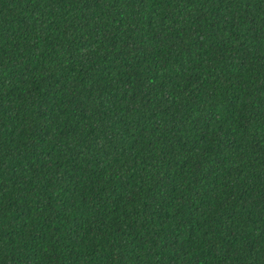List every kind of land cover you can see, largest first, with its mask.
<instances>
[{
    "label": "trees",
    "instance_id": "16d2710c",
    "mask_svg": "<svg viewBox=\"0 0 264 264\" xmlns=\"http://www.w3.org/2000/svg\"><path fill=\"white\" fill-rule=\"evenodd\" d=\"M0 264H264V0H0Z\"/></svg>",
    "mask_w": 264,
    "mask_h": 264
}]
</instances>
